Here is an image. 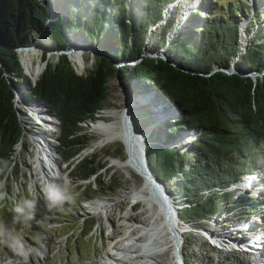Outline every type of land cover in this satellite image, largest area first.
Listing matches in <instances>:
<instances>
[{
    "label": "trees",
    "instance_id": "obj_1",
    "mask_svg": "<svg viewBox=\"0 0 264 264\" xmlns=\"http://www.w3.org/2000/svg\"><path fill=\"white\" fill-rule=\"evenodd\" d=\"M175 1L0 0V160L14 165L5 183L18 174L17 146L24 137L14 86L23 83L29 98L41 100L59 117V152L82 179H90L103 166L81 157L91 141L85 124L106 109L109 83L118 74L141 90H155L163 104L178 111L176 119L164 124L166 142L149 136L147 158L160 181L175 180L174 189L187 197L190 205L180 217L192 223L227 208L231 185L252 169L250 156L264 146V77L247 75L264 71V0H256L244 52L241 23L251 9L245 8L246 13L239 0H202L188 24L169 40L178 13L165 18V11ZM150 32V53L168 43L166 58L145 56ZM29 39L48 50L83 45L99 52L84 72L62 53L55 63L47 60L34 81L17 52ZM119 61L134 64L117 68ZM232 64L236 71L229 74L224 69ZM151 97L139 99L149 104ZM145 111L151 123L153 117ZM187 128L199 130L190 149L170 146V139ZM254 198L238 196L228 213L235 219L248 215Z\"/></svg>",
    "mask_w": 264,
    "mask_h": 264
},
{
    "label": "rangeland",
    "instance_id": "obj_2",
    "mask_svg": "<svg viewBox=\"0 0 264 264\" xmlns=\"http://www.w3.org/2000/svg\"><path fill=\"white\" fill-rule=\"evenodd\" d=\"M227 1L223 0L226 3ZM201 2L202 0H176L170 4L165 11V18H168L174 11L178 14L174 32L169 35V40L188 24L189 16L200 8ZM238 3L243 6V9H251L250 15L242 19L241 23L240 45L242 49L248 40L246 29L256 12V0H239ZM203 10L206 15L210 13L208 9ZM258 25H260V22ZM256 29L257 27L254 30L257 31ZM39 36L37 35L36 38H39ZM147 37L145 56H151L150 50L154 45L153 34L150 32ZM22 47L17 50L20 58ZM25 47H27L25 49L32 48L30 53L34 66L40 65L43 68L41 73L46 67L47 60L55 63L59 55L63 53V51L61 53L53 52L61 48L48 50L46 46L35 43L32 39H29ZM74 47L81 49L80 60L79 57L73 58L71 54L68 56L75 63L78 70L84 72L86 67L94 64L96 54L99 51L96 48L83 45H71L64 50L73 49ZM167 47L168 43L162 50L157 51L154 56L166 58L168 56ZM44 50H48V52ZM125 64L132 65L134 63L119 61L115 63V67L121 68ZM26 70L32 80L36 81L39 78V76H31L27 68ZM215 70H218L217 67ZM235 71L236 69L232 64L228 72L232 74ZM13 74L16 76L15 73ZM249 75L254 78H262L264 72ZM109 85L111 91L107 107L97 115V118L114 121L112 119L114 115H120L118 111L124 112L128 107L126 104L129 96L132 103V121L138 135L145 142L146 151L151 134L153 138H157L163 143L167 141L164 124L168 120L173 121L176 119L178 115L176 107L163 104V100L157 96L155 90H141L139 87L124 82L118 74L111 79ZM25 88L23 83L14 86L16 106L23 123L24 137L17 146V158L21 162L20 169L9 184L5 183L4 191L7 195L0 202L1 261L6 264H105L104 252L109 245L133 246L135 243L141 244L138 241L146 239V235L142 234L144 231L139 227L130 231L129 226L135 227V224L137 226L140 219H149L152 204L149 205L148 202L133 197L132 192L135 186H142L143 180L134 172L116 163L117 160H123L126 157L123 142L117 138L107 143L103 141L105 138L103 134L91 129L90 126L93 121L85 124L91 141L88 146L90 149L86 153L83 151L81 157L88 156L96 159L97 163L103 167L90 179H82L73 169L74 165L65 162L59 152L60 119L51 115L50 110L41 104V100L29 98ZM141 95H152L150 105L139 99ZM145 110H149L153 117L151 123L146 119L148 113ZM40 111L54 118L56 124L54 126L45 125L39 118ZM159 114H163L164 117L162 118ZM142 119H146L148 122L145 124ZM144 124L145 126H143ZM198 134L199 130L187 128L182 130L181 134L172 141L170 139L171 142L168 143L170 146L181 145L187 150L190 149ZM191 135L194 136L191 137ZM159 144L161 143L159 142ZM45 145L52 146L55 151L54 154L60 158V169L56 166V161L50 160L54 169H48L47 162L38 158V151ZM249 160H251L253 167L249 171L251 174L246 175V179L255 183L250 187L248 186L247 190L237 188H241L243 185L230 188L229 194L232 199L226 206L227 208H224L219 214L196 222L191 221L192 223L184 221L181 217L182 220H178L179 225L185 230L181 232L183 234L181 235L182 244H180L185 254V264H264V238L260 237L263 241L261 242L257 233H253L257 232L258 227L262 232L264 229V180H262V176H264V146L263 149L261 147L251 155ZM48 171H52L54 177ZM64 181H70V188L75 197L74 203L65 204L63 208L50 211L43 201L45 186L46 184H62ZM161 182L164 186L163 184L160 185L163 188L167 186L171 192H168V195L170 197L173 195V198H176L179 211L190 205L187 197L182 192L174 189L175 180ZM245 191L255 196L254 201L249 204V209L252 207L254 211L250 210L248 215L244 214L239 216L238 219L232 218L227 209L232 210L233 202L237 200L238 196L246 194ZM24 199H34L36 201L35 216L27 222L17 220L14 212L16 204ZM6 200L8 203H6ZM246 222H253L254 229L252 232L244 234L242 224ZM246 225L245 228L251 227L250 223ZM140 227H143V225L140 224ZM209 230H213L214 237L212 233L211 235L208 234ZM229 231L233 233L230 234ZM223 232L230 234L231 237H226L227 240L218 238V235ZM209 235L215 242L208 238ZM249 237L258 238V244H261L259 246L263 248L262 257H260L261 253L260 255H257L258 253L256 255L252 254L250 252L252 248L242 249L238 245L245 244L244 242ZM242 240L243 242L239 243ZM222 243L224 244L220 246ZM116 253L117 257H123L121 253Z\"/></svg>",
    "mask_w": 264,
    "mask_h": 264
},
{
    "label": "bare ground",
    "instance_id": "obj_3",
    "mask_svg": "<svg viewBox=\"0 0 264 264\" xmlns=\"http://www.w3.org/2000/svg\"><path fill=\"white\" fill-rule=\"evenodd\" d=\"M31 50L32 48L21 50V59L23 65L25 66V68L28 69L30 75L38 77L40 76V73L43 68L40 65L36 67L34 66V61L30 53ZM80 51L81 49L76 48L75 51L73 50V52L71 53V56L73 58L79 57L80 60V53H81ZM249 74L256 75L259 74V72L247 73V75ZM126 105L128 106V107L126 106L128 110L124 112L118 111L120 115L115 114L114 117L112 118L114 121H108L105 118L98 117L96 120L93 121V124L90 127L92 130L98 131L101 134H103L105 136L103 141L107 143L117 138L118 140H121L123 142L125 146L126 157L123 160L121 159L117 160L116 163H119V165L126 167L127 169H129L130 171L134 172L136 175L142 178L143 180L142 186H137V187L135 186V189L132 192L133 194L132 193L131 194L137 200L148 202L149 205L152 204L151 205L152 210L149 219L147 218L140 219L137 226L136 224L135 227L129 226L130 231L138 227L141 228L144 231L142 234L146 235V239L140 240L141 239L140 238L139 239L140 241L138 242H141V244L135 243L133 246H125L122 244H119L117 246L109 245V247L104 252V257H103L104 263L105 264H150L156 262L157 264H181V261L186 263L185 254L183 253V250L180 246V244H182L181 235L183 234L181 232L182 231L184 232L185 230H183V227L179 225L178 222L179 218L178 216L175 215L174 212L176 210H180L179 206L177 205V200L176 198H173V195L172 197L168 195V192L169 193L171 192L168 190L167 186H165L164 188L166 197H164L163 199L164 195H160L159 192L162 189L156 186L154 182V180L156 182H158V180L152 171L151 165L149 164L145 142H143L141 137L138 135L135 125L132 121V116H131L132 103H131V99H129V96ZM159 115L162 118L164 117L163 114H159ZM39 118L41 119V121L44 122L45 125L54 126L56 124L55 119L50 116H47L46 114H44L43 111L42 112L40 111ZM130 132L132 133V138L130 137L131 135ZM140 134L142 133L140 132ZM193 136L194 135H191V137ZM89 149L90 148L85 149L84 152L85 153L88 152ZM54 152L55 151L53 147L50 145L49 146L45 145L44 147L42 146L38 151V158H41L42 160L47 162V165H49L47 166L48 169L53 168L52 167L53 163L50 160H52L53 162L56 161L55 164L60 169L59 166L60 158L56 157ZM48 172L51 173L52 171H48ZM51 174L54 177V174L53 173ZM46 186H48V184H46ZM167 216L169 218H167ZM249 223L251 224V227L248 226L245 228V226H247L246 224ZM252 223L253 222H246L242 224L243 225L242 232H244V234L246 232L253 231L254 225ZM140 224H142L143 227H140ZM256 231L257 232H253V233H257V235L259 236L258 237L259 240L262 242L260 237L264 238V229L262 232V230L260 231V227H258ZM211 233L212 236L214 237L215 234L213 235L214 233L213 230L208 231V234L211 235ZM229 233L232 234L233 232L229 231ZM230 234L223 232L222 234L218 235V238L222 240H227L226 237L228 236L231 237ZM258 238H252V237L247 238V241L244 242L245 243L244 246L248 247L251 245L250 242H254L256 248H253L252 254L256 255L258 253L257 255H260L261 253L260 257H262L263 252L262 249H259L260 248L259 245L261 244H258L259 243ZM243 240L239 241V243L243 242ZM116 252H118V254L121 253L123 257L121 258L117 257L118 255ZM0 264H6V263L1 261L0 259Z\"/></svg>",
    "mask_w": 264,
    "mask_h": 264
},
{
    "label": "clouds",
    "instance_id": "obj_4",
    "mask_svg": "<svg viewBox=\"0 0 264 264\" xmlns=\"http://www.w3.org/2000/svg\"><path fill=\"white\" fill-rule=\"evenodd\" d=\"M13 167L14 165L10 164L8 161L0 160V175L5 176V179H0V202H2L7 195L4 191L5 181L7 178L6 174H10ZM247 173H249V171ZM74 199V194L70 188V181H64L62 184H50L45 187L43 192V201L50 211L53 209L63 208L65 204H72L74 203ZM35 211L36 201L34 199H24L17 203L14 208L16 219L22 222L32 220L35 216Z\"/></svg>",
    "mask_w": 264,
    "mask_h": 264
},
{
    "label": "water",
    "instance_id": "obj_5",
    "mask_svg": "<svg viewBox=\"0 0 264 264\" xmlns=\"http://www.w3.org/2000/svg\"><path fill=\"white\" fill-rule=\"evenodd\" d=\"M245 45H246V43H245ZM245 45H244V46H245ZM20 48H21V47H20ZM22 48L25 49V48H27V47L24 46V47H22ZM76 48H77V47H74L73 49H69V50L60 49V50L53 51V52L61 53V51H63V53L71 54V53L73 52V50L75 51ZM242 50L245 51V50H244V47L242 48ZM95 51H96V50H95ZM80 52H81V51H80ZM152 55H154V54H152ZM155 55H156V53H155ZM23 66H24V65H23ZM24 67H25V66H24ZM225 71H226L227 73H229V72H228V69H225ZM26 72H27V71H26ZM40 102H41V101H40ZM42 104L45 105L43 102H42ZM45 106H46V105H45ZM46 107H47V106H46ZM47 108H48V107H47ZM48 109H49V108H48ZM49 110H50V109H49ZM126 110H128V109L126 108L124 111H126ZM49 112L51 113V115H53V116H55V117H57V118L59 119V117H58L55 113H53L51 110H50ZM130 134H131L130 137L132 138V133L130 132ZM56 149H57V148H56ZM57 151H58V149H57ZM155 176H156V175H155ZM156 178H157V176H156ZM157 180H158V182H156L155 180H154V182H155L156 186H158L160 189L163 190L164 194H163L162 190H160V189H159V190H160L159 193H160V195H164V196H163V199H164V197H166L165 189L163 188L164 184H163L158 178H157ZM154 182H153V183H154ZM160 184H161V185L163 184V186H161ZM163 199H162V200H163ZM167 201H168V200H167ZM172 204H173V203H172ZM173 206H174V205H173ZM174 212H175V215L178 216L179 219H181L180 216H179L180 211H179V210H176V211H174ZM167 218H169V217L167 216ZM187 229H188V228H187ZM187 229H186V230H187ZM209 237H211V236L209 235ZM211 238H212V237H211ZM251 243H253V242H251ZM181 264H185V263H184L183 261H181Z\"/></svg>",
    "mask_w": 264,
    "mask_h": 264
}]
</instances>
